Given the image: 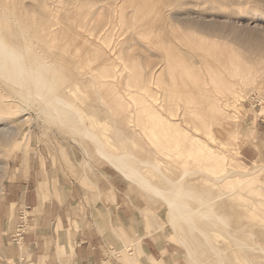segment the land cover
Wrapping results in <instances>:
<instances>
[{"label":"rangeland","instance_id":"1","mask_svg":"<svg viewBox=\"0 0 264 264\" xmlns=\"http://www.w3.org/2000/svg\"><path fill=\"white\" fill-rule=\"evenodd\" d=\"M0 36L52 80L97 140L72 109L24 101L0 73V103L9 102L0 130L18 131L0 138L6 264L20 253L49 264V254L33 256L43 210L5 198L21 179L41 206L69 207L68 241L84 229L99 237L102 264H161L167 255L170 264H264V0H0ZM98 143L130 155L127 164L159 189L169 185L154 166L179 182L195 198L184 201L204 214L194 215L197 228L173 226L164 199ZM20 211L29 219L18 246ZM145 235L160 237L139 244ZM140 246L155 257H139ZM55 254L58 264L73 260L62 244Z\"/></svg>","mask_w":264,"mask_h":264},{"label":"bare ground","instance_id":"2","mask_svg":"<svg viewBox=\"0 0 264 264\" xmlns=\"http://www.w3.org/2000/svg\"><path fill=\"white\" fill-rule=\"evenodd\" d=\"M0 73H2L6 80L14 86L15 95L21 97V99H23L24 101L28 102V100H31V98H33L31 102L36 104L35 99H38L43 102L46 108L49 107L57 113H62L64 108L72 109L76 114V118L80 121L81 124H83V132L85 136L89 139H92L94 142H97L94 135L90 133V131L84 124L80 111H78L75 107H72L68 102H66L65 99L56 96V94L53 92V89L51 87L52 80L42 79L40 77V73H38L37 70H33L28 64L25 63L22 52H20L15 46L7 44V42H5L1 38V36ZM8 103L9 102L7 101L1 102L0 107L9 106ZM12 103L13 101L11 100V104ZM45 107L40 105V107H38L39 112H42ZM65 113L66 112L64 111V114ZM13 123L15 124V122ZM9 126L10 127H8L6 130H0V138L7 136L11 139L13 135H15V138L17 137L18 131L16 129V126L13 124ZM97 146L101 154L112 160L113 164L117 168L124 171L125 173H130L132 178H136L141 181L144 188L152 191L156 196L164 199L165 204L169 208L170 214L174 216L171 218H175L173 219V221H175L176 225L173 226H179V222L182 221L191 226L192 229L197 228L195 227L194 215L200 218L203 217L204 214L202 212H199L198 210L192 209L189 204L184 201V199L187 197L193 199L195 198L192 195H189L187 192L178 189L176 186L179 182L170 180L158 167L154 166L153 168L157 172H159L158 174L161 175V179L165 180L169 185L168 190L159 189L156 186L152 185L149 180L141 176L133 167L127 164L126 160L131 158L130 155L111 154V152H108L106 149H104L101 143H98ZM261 168L264 169V167ZM262 169L261 171H263ZM257 171L258 170H256V172ZM3 179H6V174H3L2 169H0V193L3 190V187L1 185ZM208 218L210 219L215 217L210 214L208 215ZM215 219L223 224L221 219ZM175 223L173 222V224Z\"/></svg>","mask_w":264,"mask_h":264},{"label":"crops","instance_id":"3","mask_svg":"<svg viewBox=\"0 0 264 264\" xmlns=\"http://www.w3.org/2000/svg\"><path fill=\"white\" fill-rule=\"evenodd\" d=\"M33 173L39 174L38 167L37 169L33 168ZM7 177L8 174L6 178ZM27 182L28 181H25V179H21L10 183L9 186L6 187L5 198L7 203L11 205H17L18 208L22 207L26 203V206L30 209L32 208L33 212L37 211L39 208L43 210V215L40 218L41 220H39L42 230L37 234L39 246L37 249L35 248L33 253L34 258L37 259L40 257H45L46 254H49V264H58L59 258L55 253H57L59 243L65 246L67 249V255L70 256V258H73L70 264H102L105 258V253H103L101 250L102 247L98 241L99 237L97 235H89L90 233L84 229L80 233L79 237H76V239L72 240V242L68 241L70 234L66 232L69 230L67 219L69 207L62 209L61 206L57 204L56 206L58 208L54 206L52 207V205L41 206L38 193H29V184H27ZM7 206L8 205L5 204L0 205V215L2 217V220H0V246L3 245L4 247V249L0 250V264H6L12 255L9 254L8 247L6 246L7 239L11 238L8 236L9 233H7ZM60 224L62 225L63 229L57 232V228L60 226ZM146 237L154 240L155 237L160 236L145 235L139 240V244ZM70 243L75 245L73 251L74 255L71 254V250L69 249ZM137 253L139 257L142 253L147 254L150 257H155V254L152 252L151 248L147 246H140ZM166 257L161 261V264H170Z\"/></svg>","mask_w":264,"mask_h":264},{"label":"built area","instance_id":"4","mask_svg":"<svg viewBox=\"0 0 264 264\" xmlns=\"http://www.w3.org/2000/svg\"><path fill=\"white\" fill-rule=\"evenodd\" d=\"M251 105H253V108H257L261 106V100L258 99L256 96H252L250 100ZM264 121V120H263ZM28 219L29 216L26 215L25 212H20L19 217H18V225H17V230L16 233L12 236V241L16 245H22L25 240V235L27 231V225H28ZM16 264H38L36 261H33L32 259H28L26 256L20 253L18 257V262Z\"/></svg>","mask_w":264,"mask_h":264}]
</instances>
